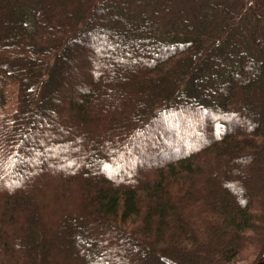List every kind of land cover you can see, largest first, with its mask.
<instances>
[{
  "label": "trees",
  "instance_id": "16d2710c",
  "mask_svg": "<svg viewBox=\"0 0 264 264\" xmlns=\"http://www.w3.org/2000/svg\"><path fill=\"white\" fill-rule=\"evenodd\" d=\"M264 264V0H0V264Z\"/></svg>",
  "mask_w": 264,
  "mask_h": 264
},
{
  "label": "rangeland",
  "instance_id": "374dc122",
  "mask_svg": "<svg viewBox=\"0 0 264 264\" xmlns=\"http://www.w3.org/2000/svg\"><path fill=\"white\" fill-rule=\"evenodd\" d=\"M237 264H240V262H239V263H237Z\"/></svg>",
  "mask_w": 264,
  "mask_h": 264
}]
</instances>
